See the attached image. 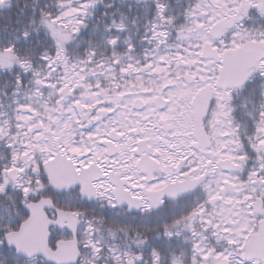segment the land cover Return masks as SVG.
Here are the masks:
<instances>
[{
  "label": "snow or ice",
  "instance_id": "1",
  "mask_svg": "<svg viewBox=\"0 0 264 264\" xmlns=\"http://www.w3.org/2000/svg\"><path fill=\"white\" fill-rule=\"evenodd\" d=\"M0 264H264V0H0Z\"/></svg>",
  "mask_w": 264,
  "mask_h": 264
}]
</instances>
